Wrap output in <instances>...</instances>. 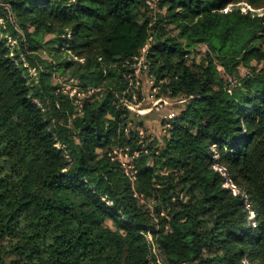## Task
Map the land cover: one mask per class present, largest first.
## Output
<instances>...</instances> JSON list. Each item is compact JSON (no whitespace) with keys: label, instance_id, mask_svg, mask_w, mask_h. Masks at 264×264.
<instances>
[{"label":"trees","instance_id":"trees-1","mask_svg":"<svg viewBox=\"0 0 264 264\" xmlns=\"http://www.w3.org/2000/svg\"><path fill=\"white\" fill-rule=\"evenodd\" d=\"M153 1L0 0V264H162L153 245L165 264H264V13L236 4L264 0ZM143 46L156 96L187 100L174 118L154 110L156 148L122 101ZM50 66L95 87L94 110L75 115Z\"/></svg>","mask_w":264,"mask_h":264},{"label":"rangeland","instance_id":"rangeland-1","mask_svg":"<svg viewBox=\"0 0 264 264\" xmlns=\"http://www.w3.org/2000/svg\"><path fill=\"white\" fill-rule=\"evenodd\" d=\"M153 2L155 4L154 10L156 9V11H160L162 13L165 12L166 7L163 6V8H161L159 5V0H154ZM236 4L241 6L242 11L251 10V11L257 12L259 14L264 13V6L255 8V7H252L250 4H248L245 1H240ZM2 6H3V10L5 7H8L7 4H4ZM229 6H230V4L228 5V7ZM3 20L4 19L2 17H0V23H3ZM167 28L169 29V32L172 34H174L176 32L173 25H168ZM15 35H16V33L14 32L12 35L8 36V41L10 42V44H15V39H14ZM51 36H52V34H46L45 39H49ZM23 47H24L25 52H27V53L32 52L28 48L27 45H23ZM203 50H204V46L201 49V51H203ZM34 51H36V50H33V52ZM38 51L40 52V55H42L43 57L49 58L48 52L46 49H40ZM197 56L198 55L196 54L195 59L197 58ZM201 56H203V55H201ZM198 57H200V55ZM139 60H140V63L138 64V66L142 70L145 68V65L143 64L145 59L139 58ZM217 64H218V68H219L221 74L223 76H225L226 79L231 78V77H229V75H227L224 72V69H223V67L219 61ZM251 64H256V62L254 60H252ZM238 69H239V72L242 74L247 71V69L244 67H241V65L238 67ZM49 70L51 71L53 81L60 85L59 90H61L63 93H66L63 91L64 89H66L68 93L70 92V90L73 91L74 90L73 88H76V89L80 88V89L84 90V94L82 96H80V98L82 100V106H80V111H79L80 113L76 110L75 115L80 116L81 113L82 114H84V113L88 114L91 110H94L93 106H92L94 98H98L100 96V94H95V95L93 94L97 90L95 87L92 88L93 90L89 92L88 89H84V88L80 87L78 84L79 78L71 76L69 74V72H67L66 74L60 75L59 72H56V70H54L53 66H50ZM30 71L32 74H34V70L32 68L30 69ZM141 79H142V84H143V99H142L141 113H139V114L145 115L143 117V120H142L143 121V123H142L143 127H141L142 128L141 136L145 137L144 138L145 142L147 141L146 143L143 141L142 144L146 145L148 143V144H151L152 148H156V145L161 143L163 134L166 133L167 127H165L161 123L159 114L154 112V110H156L157 107L159 106L161 114L166 115V116H171L174 118L182 110L183 106L185 105L184 103H186L187 100H186V98H182L180 96L170 97V96H166V95H162V94L155 97V99H152L151 97L149 98V97H147V95L150 92L152 82L145 75H141ZM126 98H127L126 95H124V93H123L122 101L124 102ZM141 139H142V137H141ZM140 141H142V140H140ZM143 145H142V147H143ZM213 148H215V147H213ZM106 150H108L107 156H109L111 158V160L117 161L121 165V167L124 169L125 173L129 176V178L131 180V186H132L135 194L140 195V193L136 189V185H135L136 184V175H135V170L132 168L134 163H133V157L130 156V153H132V152H130L131 150H130L129 146L128 145L116 146L115 144H113V145H111L110 148H108ZM157 150L158 149H156V151ZM98 152L100 154L102 153L101 156H103L105 150L103 149V151H102V149H98ZM217 160H218V153L215 152L213 165L223 175L224 186L231 188L233 190V192H235V193L239 192V188L232 181L229 171L224 166H221L219 163H217ZM149 163H151V159H149ZM161 170H164V169H161ZM164 173H166V172H164ZM179 193L185 194V192H183V191H181ZM242 195L244 197V201L246 202V206L249 209V216H248L247 220L252 225H255L256 224L255 213L250 209V206L247 203L246 194L243 193ZM143 203H145L147 206L152 208L154 202H153V200L146 201V199H144ZM151 238H152L151 234H148V239L151 240ZM152 250L154 253L157 254V257L160 259L162 264H165V262L162 259V255L160 256L158 250L156 249V247H154V245L152 246ZM245 262H248V260H245Z\"/></svg>","mask_w":264,"mask_h":264},{"label":"built area","instance_id":"built-area-1","mask_svg":"<svg viewBox=\"0 0 264 264\" xmlns=\"http://www.w3.org/2000/svg\"><path fill=\"white\" fill-rule=\"evenodd\" d=\"M146 52V46H143L141 49V54L139 57H135V61L132 63L133 66V72L127 73L126 77L128 78V88H129V94L130 97L126 98L125 101L123 102L128 108H130L132 111H135L137 113H141V107H142V99H143V84H142V79H141V68L138 66L140 63L139 58H144ZM145 59V58H144ZM145 68H147V62L146 59L144 60ZM152 82V79H150ZM74 90H70V94L67 92L66 89L63 91L68 93L75 101L77 104V111H80V106H82V100L80 96L84 94V90L80 88H73ZM158 89L157 86H152L150 89V92L148 93L147 97H151L152 99H155L156 96V90ZM92 88H88V91H92ZM138 92L141 93L142 98H139ZM146 97V98H147ZM156 110L160 111L159 106L157 107ZM80 113V112H79ZM132 167V166H131ZM130 167V168H131ZM133 168V167H132Z\"/></svg>","mask_w":264,"mask_h":264}]
</instances>
